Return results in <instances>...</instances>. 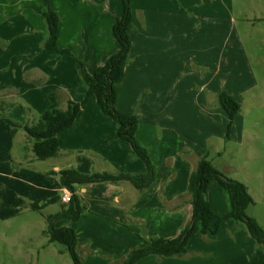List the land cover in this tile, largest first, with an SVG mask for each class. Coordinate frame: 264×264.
<instances>
[{
	"label": "crops",
	"instance_id": "0c3cea01",
	"mask_svg": "<svg viewBox=\"0 0 264 264\" xmlns=\"http://www.w3.org/2000/svg\"><path fill=\"white\" fill-rule=\"evenodd\" d=\"M195 1L148 0V68H133L130 51L125 76L117 85V106L123 114L136 113L124 105L122 86L125 91H131L128 94L131 106L138 101L139 86L148 90V100L153 99V103L141 99L148 105L151 117L140 122L136 137L149 150L156 165V179L144 190L129 180L76 185L75 193L82 203L81 217L78 220L60 218L72 223L63 222L58 228L70 227L76 231V248L83 264H123L134 249L146 246L151 239L177 238L191 225L193 205L188 193L189 180L209 151L199 149L198 145L185 140L176 127L171 128L170 121L180 122L176 115L179 103L167 98L165 92L157 96V91L164 88L155 77L177 73L183 54V32L192 19L185 6L188 4L191 10L195 8ZM48 3L61 17L59 45L70 53L63 54L45 46L48 26L44 10ZM232 3L225 0V7L231 10ZM208 10L213 11L211 4ZM122 13V0H0L2 155L9 148L14 150L18 139V143L29 150L25 156L22 152L21 166L39 161L23 125L37 121L51 106L50 95L63 109L70 100H84L87 85L81 62L93 73L118 51L120 45L114 25ZM144 73L148 74V82L143 79ZM18 97L24 101L19 102ZM216 102L221 106L220 101ZM25 107L29 110L27 114ZM59 141V155L48 159H55L53 167L41 170L42 173H31V178L26 180L32 190L22 198L26 199L25 207L32 208L34 202L41 204L60 195L58 202L35 209L44 211L59 206L60 210L48 214V221L69 206L62 200L67 190L58 174L62 169L74 167L86 174L147 171L144 160L119 136L118 123L101 111L95 96L82 106L76 122L59 133ZM221 188L219 183L213 182L207 198L215 212L225 217L230 204ZM244 224L226 218L221 225L235 232L229 238L238 245H218L221 242L218 234H205L190 239L188 252L182 256L151 254L136 264H264V244L258 243ZM47 231L44 229L43 234L49 238ZM240 242L243 245H239ZM246 242L249 245H245Z\"/></svg>",
	"mask_w": 264,
	"mask_h": 264
},
{
	"label": "rangeland",
	"instance_id": "374dc122",
	"mask_svg": "<svg viewBox=\"0 0 264 264\" xmlns=\"http://www.w3.org/2000/svg\"><path fill=\"white\" fill-rule=\"evenodd\" d=\"M195 2L191 10L188 4L185 6L192 19L183 32V54L177 73L156 76L164 88L156 94L165 92L167 98L179 103L176 115L180 122L170 121L171 128L176 127L185 140L199 149L209 151L206 156L226 176L248 186L254 203L247 213L264 228V0H232L231 10L225 7V0ZM131 4V63L135 69H144L148 68V0H131ZM209 4L213 11L208 10ZM142 76L148 82V74ZM137 88L139 98L136 96L138 101L133 106L128 104L130 90L122 86L121 93L124 105L136 112L140 126L151 115L146 102L141 101L148 100V90L145 86ZM222 91L241 104L233 118L214 103H219L218 93ZM17 100L24 101L19 97ZM22 152L25 156L29 150L16 139L14 150L0 153V264H75L65 244L51 242L43 234L44 229H49L48 214L60 207L40 211L26 208V199L22 200L32 190L26 180L30 174L52 168L55 159L26 162L22 167ZM52 221L55 227L72 223L60 218ZM225 227L219 230L218 245H238L229 238L235 232Z\"/></svg>",
	"mask_w": 264,
	"mask_h": 264
},
{
	"label": "trees",
	"instance_id": "16d2710c",
	"mask_svg": "<svg viewBox=\"0 0 264 264\" xmlns=\"http://www.w3.org/2000/svg\"><path fill=\"white\" fill-rule=\"evenodd\" d=\"M123 13L114 25V34L120 48L110 56L109 61L90 73L85 64H82V76L87 85V93L82 102L68 101L66 109L60 107L59 102L50 95L51 106L44 111L37 121L26 124L24 129L28 138L32 141V150L37 160H48L57 157L60 153L59 133L70 128L77 120L82 106L95 96L101 111L112 117L118 123L119 136L127 140L135 153L140 156L147 166L144 173H118L109 172L86 174L77 168L70 167L58 172L64 187L73 192L68 208L50 219V227L47 231L51 242H60L67 246L75 264H83L77 252V234L70 227H55L53 219L69 218L78 220L82 214V203L75 193L76 185L90 184L95 182H118L121 180L131 181L138 189L144 190L156 179V168L146 147L141 145L136 137L139 119L134 115L123 114L117 106V85L120 83L126 71L129 61V53L132 47L129 27L133 19L131 0H122ZM44 17L48 26V36L45 46L48 49L57 50L60 53H70L69 49L59 45L60 37V14L48 3L44 10ZM221 106L233 118L241 110V104L225 91L219 94ZM54 174V172H52ZM213 182H218L224 189L230 204V211L225 217L219 216L213 209L207 198V192ZM188 193L193 205L191 225L177 238H153L146 246L134 249L123 264H136L140 259L157 254L166 257L182 256L188 252L190 239L196 236L211 234L216 236L226 218L235 219L245 223L256 241L264 244V228L258 220L247 213L250 205L254 203V197L248 186L231 177L226 176L213 163L208 156L203 157L193 170ZM61 196L56 195L47 199L44 203L34 202L31 207L40 209L48 204L58 202Z\"/></svg>",
	"mask_w": 264,
	"mask_h": 264
},
{
	"label": "built area",
	"instance_id": "2783aa9c",
	"mask_svg": "<svg viewBox=\"0 0 264 264\" xmlns=\"http://www.w3.org/2000/svg\"><path fill=\"white\" fill-rule=\"evenodd\" d=\"M72 196H73V192H72L71 190L67 189V190L65 191V193L62 195V200H63L64 202H70Z\"/></svg>",
	"mask_w": 264,
	"mask_h": 264
},
{
	"label": "water",
	"instance_id": "95a60500",
	"mask_svg": "<svg viewBox=\"0 0 264 264\" xmlns=\"http://www.w3.org/2000/svg\"><path fill=\"white\" fill-rule=\"evenodd\" d=\"M192 226V225H191Z\"/></svg>",
	"mask_w": 264,
	"mask_h": 264
}]
</instances>
